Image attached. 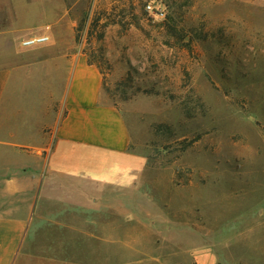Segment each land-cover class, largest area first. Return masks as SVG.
Wrapping results in <instances>:
<instances>
[{"label": "rangeland", "instance_id": "obj_1", "mask_svg": "<svg viewBox=\"0 0 264 264\" xmlns=\"http://www.w3.org/2000/svg\"><path fill=\"white\" fill-rule=\"evenodd\" d=\"M67 2L149 170L136 214L178 217L183 261L264 264V0Z\"/></svg>", "mask_w": 264, "mask_h": 264}, {"label": "crops", "instance_id": "obj_2", "mask_svg": "<svg viewBox=\"0 0 264 264\" xmlns=\"http://www.w3.org/2000/svg\"><path fill=\"white\" fill-rule=\"evenodd\" d=\"M76 25L67 0H0V264H218L177 255L178 217L136 214L149 170Z\"/></svg>", "mask_w": 264, "mask_h": 264}, {"label": "built area", "instance_id": "obj_3", "mask_svg": "<svg viewBox=\"0 0 264 264\" xmlns=\"http://www.w3.org/2000/svg\"><path fill=\"white\" fill-rule=\"evenodd\" d=\"M148 8H151V6L149 5ZM47 41H48L47 37H34V38L24 41L23 45L24 46H36V45L45 43Z\"/></svg>", "mask_w": 264, "mask_h": 264}, {"label": "trees", "instance_id": "obj_4", "mask_svg": "<svg viewBox=\"0 0 264 264\" xmlns=\"http://www.w3.org/2000/svg\"><path fill=\"white\" fill-rule=\"evenodd\" d=\"M79 30V29H78ZM77 32V31H76ZM90 62H92V63H94L95 64V62H93V61H91L90 60ZM107 92H108V89L105 87V84L103 85V93H105V94H107ZM104 102V101H103ZM105 103V102H104ZM105 104H107V103H105Z\"/></svg>", "mask_w": 264, "mask_h": 264}]
</instances>
